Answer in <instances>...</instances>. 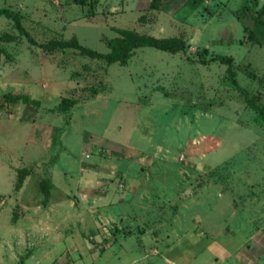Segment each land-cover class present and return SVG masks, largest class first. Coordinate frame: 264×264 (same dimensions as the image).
<instances>
[{"label":"rangeland","instance_id":"rangeland-1","mask_svg":"<svg viewBox=\"0 0 264 264\" xmlns=\"http://www.w3.org/2000/svg\"><path fill=\"white\" fill-rule=\"evenodd\" d=\"M0 11V264H264V0Z\"/></svg>","mask_w":264,"mask_h":264},{"label":"trees","instance_id":"trees-1","mask_svg":"<svg viewBox=\"0 0 264 264\" xmlns=\"http://www.w3.org/2000/svg\"><path fill=\"white\" fill-rule=\"evenodd\" d=\"M3 11H0V14H2ZM7 14V13H6ZM18 27L20 25L18 24ZM253 34L254 32L251 31ZM256 36H260L258 33H254ZM107 45L109 46L110 50L106 53L97 52L95 50H92L90 48H87L77 42V40L72 39L69 41H58L55 40L53 42L46 43L47 47L55 48V47H61V46H69L79 49L82 53L88 54L93 57L98 58H105L109 63L113 62H120L125 63L127 59L132 55L134 49L143 47V46H153L159 49H167L171 51H175L181 48V44H179L174 38H168V39H156L151 36L146 35H134L130 31L124 32V36L121 38H112L107 40ZM231 67H229L230 69ZM21 96L19 94H15L12 92H6L0 95V108L2 107V104L4 102H15L18 100ZM29 100V97L25 98ZM33 102H36L35 100H31ZM67 101V103L65 102ZM65 105L70 103H73L72 100H64ZM68 106H62V109L67 108ZM27 170H23V174L21 173L18 180V185L23 180L24 175L26 174ZM48 183V182H46Z\"/></svg>","mask_w":264,"mask_h":264},{"label":"crops","instance_id":"crops-1","mask_svg":"<svg viewBox=\"0 0 264 264\" xmlns=\"http://www.w3.org/2000/svg\"><path fill=\"white\" fill-rule=\"evenodd\" d=\"M122 199V198H121ZM142 238H144L143 240L144 241H146V238L149 236V230L147 229L142 235ZM166 250V249H165ZM156 251V249H154V251L153 252H155ZM167 252H169L170 250H166ZM166 252V253H167ZM163 261V260H162ZM164 263V262H163ZM170 263V262H169ZM156 264H160V262H156ZM172 264V263H171Z\"/></svg>","mask_w":264,"mask_h":264},{"label":"water","instance_id":"water-1","mask_svg":"<svg viewBox=\"0 0 264 264\" xmlns=\"http://www.w3.org/2000/svg\"><path fill=\"white\" fill-rule=\"evenodd\" d=\"M205 169H206V167H205Z\"/></svg>","mask_w":264,"mask_h":264}]
</instances>
